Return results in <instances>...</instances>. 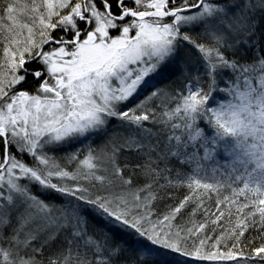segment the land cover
<instances>
[{
    "label": "snow or ice",
    "instance_id": "snow-or-ice-1",
    "mask_svg": "<svg viewBox=\"0 0 264 264\" xmlns=\"http://www.w3.org/2000/svg\"><path fill=\"white\" fill-rule=\"evenodd\" d=\"M0 264H264V0H0Z\"/></svg>",
    "mask_w": 264,
    "mask_h": 264
},
{
    "label": "trees",
    "instance_id": "trees-1",
    "mask_svg": "<svg viewBox=\"0 0 264 264\" xmlns=\"http://www.w3.org/2000/svg\"><path fill=\"white\" fill-rule=\"evenodd\" d=\"M183 194H185V191H181L180 193H178V195H180L181 198H182ZM168 203H171V201H168ZM161 207H163V205H161Z\"/></svg>",
    "mask_w": 264,
    "mask_h": 264
},
{
    "label": "rangeland",
    "instance_id": "rangeland-1",
    "mask_svg": "<svg viewBox=\"0 0 264 264\" xmlns=\"http://www.w3.org/2000/svg\"><path fill=\"white\" fill-rule=\"evenodd\" d=\"M221 87H223V85H221ZM223 95V94H222Z\"/></svg>",
    "mask_w": 264,
    "mask_h": 264
}]
</instances>
